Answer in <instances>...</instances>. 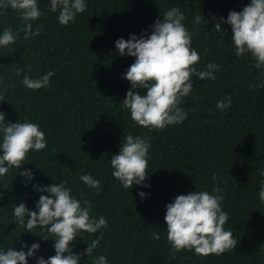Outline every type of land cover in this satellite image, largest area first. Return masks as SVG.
Masks as SVG:
<instances>
[{
	"label": "trees",
	"instance_id": "obj_1",
	"mask_svg": "<svg viewBox=\"0 0 264 264\" xmlns=\"http://www.w3.org/2000/svg\"><path fill=\"white\" fill-rule=\"evenodd\" d=\"M250 3L85 0V11L61 25L59 9L50 10L51 0H37L42 15L28 23L33 32L38 27L42 31L34 39H24L25 21L17 10L0 14V36L7 28L19 33L14 44L0 46V97L5 99L0 113L6 124H38L47 141L45 149L29 151L20 169L12 167L0 176V250L19 251L24 244L39 243L28 264L55 255V237L38 236L39 227L25 231L14 207L23 202L38 212L40 196L50 194L33 186L64 183L82 206L89 201L91 218L103 216L107 221L96 233H78L71 245L77 255L102 234L98 247L90 256H81L78 264H95L101 255L108 264H264V202L259 198L264 184V68L255 66L250 53L236 55L231 25L224 22L230 11L240 12ZM173 7L184 13L183 23L200 56L197 71L206 70L208 63L220 69L214 80L192 77L193 90L179 105L188 113L181 124L149 129L137 125L123 107L131 89L124 76L135 57L120 56L116 41L132 35L147 38L156 20L162 21L163 13ZM216 22L221 23L219 32ZM50 71L54 75L49 86L32 90L22 84L24 75L38 79ZM225 97H231V106L220 111L217 102ZM129 134L149 140V176L125 189L112 175L110 160ZM29 170L31 179L20 175ZM84 174L101 181L99 191L79 179ZM214 187L222 189L221 207L228 214L223 227L233 233L236 247L206 256L194 249L175 251L167 240L166 205L195 191L216 195ZM153 232L159 240L153 239Z\"/></svg>",
	"mask_w": 264,
	"mask_h": 264
},
{
	"label": "clouds",
	"instance_id": "obj_2",
	"mask_svg": "<svg viewBox=\"0 0 264 264\" xmlns=\"http://www.w3.org/2000/svg\"><path fill=\"white\" fill-rule=\"evenodd\" d=\"M87 5L85 0H51L50 10L55 13L59 9L58 21L68 25L76 16L83 13ZM9 8L17 10L25 26L22 29L24 39L30 36L34 39L42 28L32 30L29 21L37 20L41 15L37 0H0V14ZM184 13L178 8L163 13V20L157 19L152 26V33L145 38L132 35L128 40L123 38L116 41V49L120 56L135 57V62L129 67L124 76L131 84L123 107L130 110L131 119L139 126L149 129L163 130L169 125L181 124L188 113L179 105L184 97L193 90L192 77L199 80H214V72L219 71L220 65L208 63L206 70L197 71L194 65L200 61L198 52L192 47V35L185 27ZM216 18L213 17V20ZM205 21V20H204ZM207 23V21H205ZM225 23L231 25L232 42L236 55L251 54L257 68H264V0H251L242 11H230ZM195 23H201V17H195ZM215 30L221 31V23H215ZM19 33H13L11 28L4 30L0 36V46L14 44ZM20 69L16 74L19 76ZM54 72H48L38 79H30L24 75L22 84L28 89L38 90L50 85ZM135 89H146V95H141ZM5 100L0 97V101ZM231 106V97H225L217 102L216 107L225 111ZM0 176H4L12 167L19 168L30 150L40 151L47 147L44 132L36 123L16 122L5 123V114L0 113ZM150 143L147 137L126 135L120 147L119 154L113 155L110 164L112 175L125 189L140 185L147 175L148 152ZM22 176L31 179V171L21 172ZM88 187L101 188V181L91 175L79 177ZM215 180V175H213ZM147 186V185H145ZM41 195L36 204L37 211L30 210L25 203L15 204L14 216L18 224L24 225L25 231L32 232L36 227L41 229L38 235L43 239H53L55 255L45 260L37 258V264H78L81 256H90L98 247L102 234L88 244L82 254H74L72 242L81 231L96 233L102 227H107L103 216L91 218V206L88 200L81 201L71 195L70 189L64 183L48 186H33ZM216 195L208 191H195L187 195H179L173 203L166 205L164 217L167 224V240L177 252L193 250L198 255H220L234 249L237 245L231 231L224 230L228 214L222 210L224 199L222 189L214 187ZM141 198L144 192L139 193ZM261 202H264V184L259 192ZM28 217L25 224V217ZM153 239L159 240L158 233H152ZM27 247L25 252L23 248ZM40 248L39 243L30 247L24 244L21 250L13 248L0 250V264H28V258L33 257ZM67 254V255H66ZM95 264H108L103 255L95 260Z\"/></svg>",
	"mask_w": 264,
	"mask_h": 264
}]
</instances>
